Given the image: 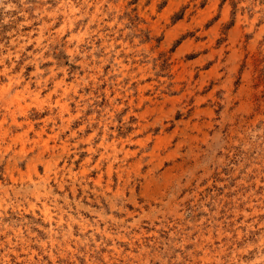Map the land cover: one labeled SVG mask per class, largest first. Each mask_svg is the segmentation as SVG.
<instances>
[{
	"label": "rangeland",
	"instance_id": "374dc122",
	"mask_svg": "<svg viewBox=\"0 0 264 264\" xmlns=\"http://www.w3.org/2000/svg\"><path fill=\"white\" fill-rule=\"evenodd\" d=\"M0 264H264V0H0Z\"/></svg>",
	"mask_w": 264,
	"mask_h": 264
}]
</instances>
